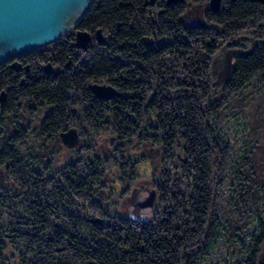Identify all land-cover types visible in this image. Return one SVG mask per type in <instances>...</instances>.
Returning a JSON list of instances; mask_svg holds the SVG:
<instances>
[{
  "label": "trees",
  "instance_id": "trees-1",
  "mask_svg": "<svg viewBox=\"0 0 264 264\" xmlns=\"http://www.w3.org/2000/svg\"><path fill=\"white\" fill-rule=\"evenodd\" d=\"M148 1L97 0L76 27L91 33L99 28L106 40L99 46L92 43L85 52V63L76 68L62 66L56 74L38 70V77L24 79L20 86L19 74L7 68L13 59L0 64V95L8 88L6 112L17 108V96H32L53 113L43 119L36 142L14 143L28 137L29 131L17 130L6 135L7 142L0 143V264H4L6 252L19 258H12V264H86L90 259L95 264H264V163H254L259 143H242L238 151L219 125L230 116L227 104L243 97L241 94L233 100L232 96L253 78H264V23L260 24L264 22V5L224 0L219 13L204 15L207 24L202 28L196 27L194 18L191 23L187 19L180 23L178 17L188 11L186 2L200 7L207 0L167 6L160 0L162 16ZM248 26L253 27L243 32ZM224 29L228 34L226 47L217 50L225 37ZM143 36L153 38L152 47L145 45ZM56 42L50 51L62 65L71 50ZM195 44L205 56L189 61L186 55L195 50L191 48ZM47 48L17 60L37 62L48 55ZM213 52L221 54L214 66L209 64ZM178 57L185 61V72H197L195 77L183 76V84L170 78L177 75L168 58ZM154 66L159 67L160 80L155 78ZM214 69L215 76L211 74ZM148 76L153 79L151 84ZM100 77L117 85L120 92L134 95L137 107L123 98L112 103L96 98L88 85ZM149 86L157 94L146 100ZM212 87L216 91L208 97ZM71 90L82 93L76 105L83 108L76 113L67 106L73 97L67 93ZM6 116L4 121L14 119ZM76 116L84 119L86 128L81 129L89 131L88 137L79 143L77 152L65 150L68 154L63 155L61 144L54 141L68 123L76 122ZM98 129L111 131L117 145L125 146V152H120V168L128 172L133 163L130 143H141L142 158L156 164L170 156L172 144L179 149L172 152L177 163L172 172L168 166L152 171L154 188L148 191L145 203L151 214L144 218L139 214L140 220L136 211H129L118 219L129 220V224L120 225L123 233L104 224L100 227L109 231L84 226L89 221L92 227L97 224V220L82 215L85 206L108 212L110 219L115 214L111 213L113 202L98 197L100 187L116 182L113 177L108 182L98 168L93 169L100 158L94 151L99 145L93 149L100 141ZM159 142L165 143L162 150L152 146ZM79 147L88 150L81 158L76 156ZM222 189L229 195H221ZM163 191L178 196L188 193L187 207L181 197L179 203H162L157 193ZM180 208L183 214L174 212ZM20 250L23 255L15 253Z\"/></svg>",
  "mask_w": 264,
  "mask_h": 264
},
{
  "label": "rangeland",
  "instance_id": "rangeland-1",
  "mask_svg": "<svg viewBox=\"0 0 264 264\" xmlns=\"http://www.w3.org/2000/svg\"><path fill=\"white\" fill-rule=\"evenodd\" d=\"M160 0H152V4H151V0H149L147 2L148 5L151 6V8L153 9V7H158V3ZM182 1H178L176 3H181ZM209 1L207 0L206 2H204L202 4V6H198L195 4H192L191 2H186V9L188 11H186L185 13L181 14L178 18H179V22L181 23V21L185 19L188 20V22L191 23V19H196V23L197 26L196 27H202L203 28V24L206 25L207 23L204 21H206V18L204 17V15H208L209 13L211 15L214 16V14H217L220 12L221 7H222V3L224 0H220L219 2V7L218 10L216 12L211 11L210 6H209ZM150 2V3H149ZM225 2V1H224ZM165 6H167L168 4H166V0H164ZM173 3V4H176ZM171 5V4H170ZM159 8V12L158 14H161L159 16H162L164 14V10H161V7ZM206 8L209 9V12L206 11L204 13V11L206 10ZM264 19V18H263ZM187 22V21H186ZM187 22V23H188ZM264 23V22H260ZM192 26V25H191ZM194 26V25H193ZM192 26V27H193ZM253 26H248L244 29L243 32H247L250 28H252ZM201 30V29H200ZM223 29H219V31H221ZM225 30V37L223 38V40L221 39V42H219V47L217 50H223L226 47V36H228V34L226 35V29ZM80 31V32H86L88 33L89 31L86 30H80L78 29L76 26H72L71 28H69L57 41L61 42V44L67 43V37H74L76 33ZM100 32V37H101V44L99 42V40L96 38V33ZM92 39H90L89 43H87L86 45H91L92 43H96L98 45H103V43H105V34L101 31V29H96L93 33ZM91 37V36H90ZM143 42L144 40H149L152 43L150 44L153 45V38L151 36H143L142 38ZM208 41V39H207ZM56 42V41H55ZM54 42H51L49 44H46L32 52H29L27 54L31 55L34 53V55L37 53V51L40 52V49L42 50V48H47V52L48 55L44 58V59H40L39 61L36 59H31V61L29 63H26L25 65L23 64V72L21 74V76L23 77V79L26 77L29 78L30 76L32 77H38V70H43L45 68L47 69H51L54 70L53 66H52V62H55L56 64H60L61 68H63L67 63L62 61V65L61 63L58 61V57L55 56L53 51H50V46H52ZM57 43V42H56ZM75 43V41H73V44ZM54 46V45H53ZM147 46V45H146ZM207 49L209 45H206ZM152 47V46H151ZM222 47V49H221ZM89 48V47H88ZM86 48V50L88 49ZM191 48H195V50L193 51H189L187 56V59L189 61H192V59L197 60L199 59V57L201 56H205L204 52H201L199 50H197V48H201L200 45L195 44L194 47ZM80 49V48H79ZM89 50V49H88ZM87 50V51H88ZM202 50H205V48L203 47ZM215 52V51H214ZM210 53V57H209V64H213V66L218 63L221 60V54H216V53ZM191 54V56H190ZM200 55V56H199ZM24 56V55H22ZM183 56H185V54H183ZM180 56V57H183ZM186 56L184 57V59L186 58ZM32 57V56H31ZM36 57V56H35ZM34 57V58H35ZM84 59H86L85 55L83 56ZM177 57V56H176ZM169 61L172 62V64H175V75H177V77H170L171 79H174L177 81V84H183V82L180 80L182 79L183 76L187 77L190 76L192 74L193 77L194 74L196 75L197 72H195V70H193L190 74L188 70H186L187 72L184 71V69H186L183 66V59L181 58H168ZM208 59V58H207ZM5 62V61H4ZM194 63H197L196 61ZM128 63H126L127 65ZM85 65V64H84ZM125 65V63L123 64ZM50 66V67H49ZM63 66V67H62ZM25 67H29L28 70H24ZM156 67V66H154ZM177 67V68H176ZM179 68V69H178ZM154 70V69H153ZM42 71V72H43ZM215 69L214 72L213 70L211 71V74L214 76L215 74ZM157 74L155 75V78L157 79L159 77V75H161V72L159 73V67H156L155 71ZM45 74V72H43ZM203 73L208 77H210L209 73H205L203 70ZM27 74V75H26ZM161 78H158V80H160ZM189 79H191V77H189ZM195 79V78H194ZM151 80H153L152 78L149 79L148 76V82H150ZM261 81L264 82V78H260V80H256V79H252L249 83H247L244 88L241 89V92L238 94H234L232 96V99H236L237 96L239 95H243V97H241L240 101H234V102H229L227 104V113L229 116L228 120L224 119L223 121H219V125H221V129L222 131L225 132V136L227 134V136L230 138L231 140V145L232 148L237 149L239 151V149L241 150V145L242 143H259L258 149H257V154H256V158H255V162L256 164L259 163H264V84L260 83ZM140 83V82H139ZM151 84V82H150ZM97 85V86H106V87H111L114 91H115V95H113L112 97L108 98V99H100L103 101H106L108 103H112L115 102L116 100H119L121 98L123 99H127L130 104V106L132 107H137V105H135V101L133 100L134 95L130 94V93H123L120 92L118 90V86L117 85H113L111 82H108V80L103 79V77L97 78L96 81L92 80L89 82V87L92 88V86ZM199 89V88H198ZM150 91V92H149ZM216 91V89L214 87H212L210 93H208V97L211 96L212 97V93ZM77 91L75 90H71L68 91V95H72L73 93H75ZM106 95H110L111 91H105ZM149 93V95L147 96L146 100L148 98L154 97L156 96V91L153 89H151V87L149 86V90L147 91ZM198 92V91H197ZM77 93H81V92H77ZM76 93V95L78 96V94ZM3 95V93H1ZM182 94V93H180ZM0 95V96H2ZM177 96V95H176ZM199 96H202L199 95ZM75 97L71 98L72 100L69 101L67 103L68 106V110H71L72 113H76V111L81 110V108H83V106H79V105H74L75 102ZM151 97V98H152ZM150 98V99H151ZM202 98V97H201ZM15 99V98H14ZM19 99L22 101L21 105L19 108H15L13 109V111L8 112V115L6 116V118H14L17 120H5L4 122H2V125L0 127V130L4 133V134H0V143H5L7 142L6 139V135L7 137H9L10 135L14 134L17 130H25V131H29L28 132V137L26 138V140H21V138L15 139L14 143H34L36 142L38 139L37 138V133L42 130V124H43V119L48 115V114H53L51 112V110H49V107H47L45 104H40L38 101H36L34 98L31 97H19ZM135 99V98H134ZM200 99V97H199ZM239 102L240 105H238L237 103ZM236 103V104H235ZM122 105H126L124 103H122ZM130 109V108H129ZM132 110V109H131ZM41 115H43L41 117ZM76 118V122L74 123H68V128L64 129V130H60L58 135H57V140L54 141L55 143H60V147L62 148L63 151V155H67L68 153H65V150H72L74 149V151L77 152L76 148L79 145V143H85V139L88 137V132H82L81 127H83L85 125L84 123V119H82L79 116L74 117ZM107 118V117H106ZM144 120V119H143ZM26 123H28V127H25ZM101 124L103 123L102 121L100 122ZM4 125V126H3ZM159 127L160 126L157 125V123L154 124V127ZM156 130V129H155ZM244 130V131H243ZM38 131V132H37ZM74 132L75 138L73 133ZM90 131H94L93 129H91ZM243 131V133H242ZM12 133V134H11ZM34 133V136H33ZM67 133L64 136V140L66 141V143L72 144V142L74 141V139L77 140V144L72 146V147H67V144L62 140L61 138V134ZM69 134V135H68ZM98 138L100 141H97L96 144L93 146L94 148L98 149H94L96 156L95 157H100L97 158V162L96 165L93 169H99L100 172H102L104 178L108 177V182L111 181L112 177L114 179L115 185L111 186V187H105L102 186L100 187V193L101 195H98V197L103 196V200H106L107 202H113L114 204V208H112L111 213H115V214H111V219L108 218V212H104L102 209L100 208H88L87 206L83 207L82 209V215H86L90 218H92L91 220L95 219L96 221V226L93 225V227L90 225V221L86 222L84 224V226L87 228L91 227V228H96V229H102L104 232L109 231V228H101L100 226L102 224L107 225L109 227H114V231H118V232H122L123 231V227L120 225H126L129 224V220H123L126 222H120L118 219H122L126 216V214H128L129 211H138V213L144 214L142 216V218H144V216H149L151 213H147L148 208L151 207H147L146 206V202L148 201L149 195H148V191L151 190V188H154V184H153V177H155V171L160 167L165 168V166H168L170 168L172 172L173 168L177 166V163L175 161V159L171 158L172 152L175 153V151H177V153L179 152V149L176 148L177 144L174 143L171 145V149L172 152L170 153V156L167 157L163 163H154L153 160L150 161V159L148 158H142V155L140 153L143 152V146L141 145V143H130L133 145V147L131 148V159L133 160V163L131 165L130 171L128 172V170H123L120 168V157L121 154L120 152L124 153L125 152V146L124 145H117V139L114 137V135L111 133V131H102L98 129ZM113 136V137H112ZM116 136V135H115ZM138 136V134H137ZM160 137V136H158ZM13 138V137H12ZM11 138V139H12ZM72 139V140H71ZM9 140V139H8ZM65 143V144H63ZM150 144V143H149ZM165 145V143H161L159 142L158 144H153L152 146L155 148L157 146H159V150H162V145ZM251 145V144H250ZM112 146V149H111ZM82 149V150H81ZM130 149V148H129ZM128 149V150H129ZM88 150L84 148H80L78 149V153H77V157L81 158V156L84 154L86 155V152ZM108 153H114L112 154V156H107ZM166 155H168L169 153H165ZM164 154V156H166ZM255 154V153H254ZM75 156V155H74ZM75 156V157H76ZM72 158V157H69ZM132 161H130L131 164ZM264 166V164H261ZM92 168V167H91ZM90 168V169H91ZM264 168V167H263ZM131 169L133 170V172H131ZM166 169V168H165ZM143 171V172H141ZM154 173V174H153ZM157 173V172H156ZM85 174V172L83 173ZM170 173L166 172V175ZM183 181V179H182ZM181 183V182H179ZM117 184V185H116ZM153 185V186H152ZM181 187L182 185L179 184ZM171 187V186H170ZM172 190L177 191V189H174V187L171 188ZM102 191V192H101ZM182 191V190H181ZM221 195L225 194L226 196L229 195V191L227 189H222L221 191ZM98 193V192H96ZM162 193L164 194H160V192L157 193V196L160 197V200L162 201V203H179V198L185 199L184 200V205L185 207H187V201H188V193H185L178 196L171 194L170 192H166L163 191ZM108 196L110 197V199L108 198ZM105 197V199H104ZM81 201H83V199H80ZM139 205H144L143 207H138ZM171 207L177 208L176 205H173ZM171 207L169 208L171 210ZM189 208V207H188ZM183 209H177L176 212L183 214L184 210ZM104 212V213H103ZM105 214V217H104ZM22 219H27L25 218L23 215H20ZM141 218V216H139V219ZM141 218V219H142ZM136 219V218H135ZM140 219V220H141ZM137 221V220H134ZM131 222V221H130ZM140 222V221H137ZM133 223V222H132ZM135 223V222H134ZM155 223V222H154ZM114 224V225H112ZM140 224V223H139ZM128 227V226H127ZM90 229V228H89ZM129 229V228H128ZM123 233V232H122ZM41 239V238H40ZM84 234H83V238ZM21 244V243H20ZM23 250L20 251H16L15 253L19 254V255H23L22 254ZM57 251H59L57 249ZM3 256L7 257L3 259L4 264H12V258L19 260V258H17L16 256H14L13 252H6ZM227 261V259H226ZM15 264V263H13ZM79 264H85L83 261H80ZM86 264H95V261L92 259L88 260V262ZM226 264H228L226 262Z\"/></svg>",
  "mask_w": 264,
  "mask_h": 264
},
{
  "label": "water",
  "instance_id": "water-1",
  "mask_svg": "<svg viewBox=\"0 0 264 264\" xmlns=\"http://www.w3.org/2000/svg\"><path fill=\"white\" fill-rule=\"evenodd\" d=\"M96 1L0 0V64L57 41L69 28L75 27L93 9ZM178 1L182 0H166V4L170 5ZM247 1L259 2L264 5V0ZM153 2L151 0V4ZM219 2L220 0L209 1L211 11L218 10ZM96 34V38L101 42L100 32L98 31ZM89 41L88 33L78 31L75 35L74 45L85 48ZM144 43L150 46L152 42L144 40ZM49 69L45 68L47 73L50 72ZM91 90L94 96L99 99H108L115 95V91L111 87L94 85ZM106 90L111 91L109 96L105 94ZM1 101L2 96H0ZM74 132L71 133L74 135ZM66 134H61L65 143L64 136ZM66 144L67 147H72L77 144V140L74 139L72 144ZM143 206L139 205L138 207ZM136 213L138 214L136 216H139L138 211Z\"/></svg>",
  "mask_w": 264,
  "mask_h": 264
},
{
  "label": "flooded vegetation",
  "instance_id": "flooded-vegetation-1",
  "mask_svg": "<svg viewBox=\"0 0 264 264\" xmlns=\"http://www.w3.org/2000/svg\"><path fill=\"white\" fill-rule=\"evenodd\" d=\"M88 34H89V36H91L90 37V39H92V36H93V34L91 33V32H88ZM70 36V35H69ZM67 37L68 39L66 40L67 41V43H64L63 42V44H61L62 46H64L65 47V44H67L68 45V47L70 48V50H71V54H67L66 56H65V61H66V65L64 66V68H69V67H73L74 66V68H76L77 66H80V65H82V62H84L85 61V59H84V55L86 54L85 52H87V50L88 49H90L91 48V45H86L85 46V48H80V47H77V46H75L74 44H73V41H75V38L72 36V37ZM100 42V41H99ZM103 42V41H102ZM102 42H100V44L102 43ZM89 43V42H88ZM97 46H99L98 44H97ZM89 47V48H88ZM53 48V47H52ZM80 48V49H79ZM86 48H88L87 50H86ZM19 58V57H18ZM84 60V61H83ZM24 64V63H26V62H21L19 59L17 60V57H16V60H15V58L13 59V60H11V61H9L8 62V64H7V68L9 69V70H11V72H14V73H16V74H19V77H20V81H19V85L21 86V85H24V79H23V77L21 76V74H22V70H23V67H22V64ZM85 63V62H84ZM52 66L54 67L53 69L54 70H51V69H49L50 70V72L49 73H58V72H60V71H62V68H61V66H60V64L58 63V64H56L55 62H52ZM50 67V66H49ZM28 68L29 67H25V71L26 70H28ZM20 72H21V74H20ZM44 72H46V70L44 69ZM48 72V71H47ZM46 72V73H47ZM54 74V75H55ZM27 75V74H26ZM31 78V76L29 77V78H27L26 77V79H30ZM36 78V77H35ZM35 80V79H34ZM89 89H90V92L94 95V93L92 92V90H91V88L89 87ZM8 90V88L6 89V91ZM6 91H4L3 92V95H2V101L0 102V127H1V125H2V122H4V117L7 115V113L8 112H6V105H5V102H6V94H7V92ZM76 93L77 92H75V93H73L72 95H69V96H73L72 98H74V96H76L75 97V102H74V105H75V103H76V100L78 99H80V97H81V95H82V93H77L78 94V96L76 95ZM80 96V97H79ZM97 98V97H96ZM16 99V104H17V108H19L20 107V105H21V100L19 99V97L17 96V98H15ZM99 99V98H98ZM78 104V103H77ZM80 106V105H79ZM73 119V118H72ZM13 120H17V119H13ZM71 123H74L73 121L71 122ZM4 126V125H3ZM25 127H28V123H26V125H25ZM66 128H68V127H65V128H63V130L64 129H66ZM84 128H86V127H83L82 129H84ZM82 129H80V130H82ZM1 131V130H0Z\"/></svg>",
  "mask_w": 264,
  "mask_h": 264
}]
</instances>
